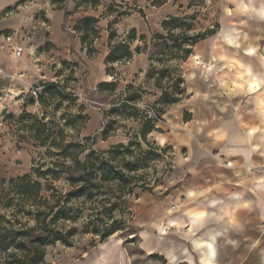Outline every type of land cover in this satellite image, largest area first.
<instances>
[{"label":"crops","instance_id":"0c3cea01","mask_svg":"<svg viewBox=\"0 0 264 264\" xmlns=\"http://www.w3.org/2000/svg\"><path fill=\"white\" fill-rule=\"evenodd\" d=\"M21 1L0 0V95L6 102L1 109L12 115L23 111L22 97L30 92L33 83L35 86L53 82L62 86L61 77L52 74L49 64L53 54L64 55L72 49V34L78 41L79 53L86 56L78 35L72 27H65L71 16L65 21L64 10L75 14V10L69 11L71 6L75 7L71 0L62 10L52 9L50 0H25L19 4ZM143 1L148 0H124V3L139 7ZM242 1L218 0V6H238ZM109 3L110 0H104L96 11L76 12L77 20L84 16L98 18ZM187 5V0H165L157 6L155 22L169 16L191 15L204 7L188 9ZM254 7L253 15L263 20L258 12L264 5ZM130 16L131 13L125 18ZM109 21L108 18L99 20L100 37L94 43L96 49L97 42L103 38L106 53L98 55L96 49L93 58L86 56L98 84L105 82L108 75L102 68L108 52ZM221 21L220 26L216 25L215 34L199 42L205 43L208 60L215 61L216 53L219 54L214 48L218 36L224 45L229 44L228 39L238 37L239 17L224 15ZM136 23L141 33L149 31L148 21L136 20ZM102 24H105L104 31ZM18 49L21 53L16 56ZM243 53L244 57L249 56L245 50ZM97 55L101 68L92 65L97 64ZM200 56L204 53L198 50L195 57L202 61ZM146 64L147 57L140 54L114 67L128 79L143 71ZM199 72L190 73L184 101L165 108L155 130L148 135L156 146H168L173 151V167L162 181L163 191L137 193L130 203L134 214L128 232L114 233L61 264H201L205 254L212 264H264V86L247 92L245 106L249 104L248 108L236 106L245 98L239 97L240 101H227L232 106L223 112L221 98L215 96V83L209 78L211 73L204 76ZM116 75L108 76L116 83ZM151 95L142 96V102L159 100V92ZM38 106L36 94L34 113ZM25 109L30 110L28 106ZM110 139L111 144H125L118 133ZM213 238L215 243L210 250L197 247L209 244Z\"/></svg>","mask_w":264,"mask_h":264},{"label":"rangeland","instance_id":"374dc122","mask_svg":"<svg viewBox=\"0 0 264 264\" xmlns=\"http://www.w3.org/2000/svg\"><path fill=\"white\" fill-rule=\"evenodd\" d=\"M161 2L162 0L143 1L139 3V7L134 3L130 4L128 6L130 9L126 11L130 12L131 16L121 19L115 25V29L119 35L127 34L131 29H135L137 39L133 45V49L136 46L142 45L139 40L142 34L147 37L146 43L149 53L144 54L147 57V64L143 71L133 75L131 78L124 79V75H121L116 70V67H114L113 75L117 74L115 76L117 81L114 89H98L96 76L90 68L91 64L89 65V61L84 53H79L78 41L72 32L65 30L66 33L71 32L70 34H72V49H69L64 55L62 53L53 54L49 64V70L55 76L61 77L60 81L64 87V91L72 96V100L55 98L50 101H45L42 105L38 103V111L34 113V103L31 104L32 101L34 102V87L37 94L41 90L39 86L41 83L35 86L33 83L30 92L24 94L22 97L21 105L27 114L38 119L44 116L45 123H53L56 127L63 129L67 140H82L85 137H96L93 142L89 141L87 145L104 153L113 147H128V154L116 157V163L120 167H123L124 163H129L130 167H135V170L129 173V177H131L130 181L132 182V185L129 186L131 188L130 192H128V189L123 190L113 183H101L97 196L93 197L91 201L86 199L74 200L72 198H63V202H65V218L58 219L53 224H50V227L46 231L47 234H51L52 237H56L58 240L54 242L48 240L47 244H45L43 247L44 258L41 264H61L64 261H68L69 258L78 257L88 248L98 244L101 237L109 231L116 230V233L128 232L134 214L130 209V203L135 200L136 194L145 191L158 194L163 191L165 184L162 181L171 172L173 167V151L168 146L161 148L156 146L148 136L146 142H143L139 135L146 118L154 119L156 110L162 109L164 107V101H166L164 99L160 101L159 97L158 101L146 104L141 100L142 96L146 97V94L151 95L154 92H159L161 96V91L155 86L156 80L158 79L157 72H160L165 66L176 69L177 74L174 77H182L183 84L181 88L186 90L190 73L195 74L196 71H200V74L206 76L204 67L210 64L216 65L218 71L214 70V73H211L209 78L215 83L217 90L215 96L221 98V106L224 107L223 112H226V108L232 106L227 101H240L241 99L239 97L245 98L242 104L238 103L236 106L242 109L248 108L249 104L245 106V101L249 96L245 91L226 92L216 83L218 78L224 80L233 79L238 70V66L241 70L247 69L252 76L264 77V18L261 20L251 12V9L255 8L254 6L264 5V0L242 1L245 5H250V8L246 11H239L238 6L235 5H228L225 8H221L218 6V0H207V4L202 9H199V14L194 22V32L196 33L203 32L206 29H215L216 25L220 26L221 19L224 15L228 17H239L240 22L237 24L239 31L236 35L238 37L234 39L237 38L238 45L240 41L243 42L241 46H238L241 47L240 50L237 46V49H235L229 44L224 45L223 40L218 36L214 41V48L219 52V54L216 53L215 55V61L206 58L205 53L207 47H205V43H199L192 48L191 54L185 62H166L164 60V62L159 63L156 61L153 62L154 68H150L149 56L154 52L152 45L157 43L156 40L151 41V33L157 32L164 34L160 28V23L164 19L155 22L157 6ZM73 10L71 6L69 11L73 12ZM138 10L143 11L144 18L140 16ZM180 13L183 14L184 10L182 9ZM71 14L65 26L66 28L73 27L79 17L76 12L75 14ZM188 14H191V12ZM115 17V15L110 16L108 20L113 21ZM136 20L148 21L149 31L145 33L138 31ZM102 25V30L104 31L105 24ZM103 31L101 37H103L102 34H105ZM96 49L99 50L98 55L106 53L103 38L97 42ZM198 50L204 53L203 57L200 56L202 61L195 57ZM244 50L245 54L249 56H243ZM98 55L95 57V63L97 64L92 65L101 68ZM62 56L65 58H62ZM102 69L107 74L105 72V66ZM149 71L153 72L152 78H149ZM106 77L105 82L103 81L102 83L113 82L110 76L106 75ZM121 80L124 83H121ZM128 86L133 87V89L142 88L145 94L135 93L138 99L129 103V109H119L112 115L106 114V117H104V113L109 110L112 103H120L128 93L133 92V89L126 90ZM160 86L163 89L166 88L172 91L170 82L167 79L161 80ZM261 88L262 86L256 90L258 91ZM184 99L185 95L181 101H184ZM5 103L2 101V96H0V109ZM27 106L30 109L28 111L25 109ZM3 109L0 110V182L28 174L31 170L32 159L44 152L43 148L28 141V134L25 133L26 129H22L20 123L10 119L11 116L17 118L23 111L18 115H12L8 111L2 114ZM79 113L88 118L84 126L85 129L82 128V120H77L75 126L72 127L63 126V122L60 120L62 116L68 119V116L78 115ZM110 119L116 122L112 127L110 137H114L118 133L119 138L124 140V145L111 144L110 141L112 140L110 137L109 139L102 140L100 132L103 128V123L105 124ZM86 126L89 129H86ZM150 154L153 155L152 158H150ZM262 181L264 184V169ZM134 184L137 186L133 187ZM54 185L62 193L69 190L62 179L56 181ZM262 228L264 230V227Z\"/></svg>","mask_w":264,"mask_h":264},{"label":"trees","instance_id":"16d2710c","mask_svg":"<svg viewBox=\"0 0 264 264\" xmlns=\"http://www.w3.org/2000/svg\"><path fill=\"white\" fill-rule=\"evenodd\" d=\"M69 0H50L52 9L62 10ZM75 7V12L87 10L96 11L104 0H71ZM165 0H162V4ZM187 8L202 7L206 0H187ZM25 0L19 4H23ZM153 3V2H152ZM159 4V5H160ZM153 5V4H152ZM155 6V5H153ZM130 9L124 0L117 3L110 0L105 6L104 11L98 18L84 16L78 19L72 31H74L80 40L82 50H85L88 58H93L97 51L94 43L100 37L98 22L101 19H107L115 15L113 21L107 24V55L104 60L105 71L113 76L114 66L123 65L130 62L134 56L149 53L147 37H139L141 46L133 45L137 39L134 29L127 34L119 35L115 25L123 18L130 15L126 10ZM141 17H145L142 10H138ZM199 12L184 16H169L160 23V28L164 34L157 32L151 33V41L157 43L152 45V52L149 56V66L154 68L153 62H185L191 54L192 48L208 36L215 34L216 29H206L203 32H194V22ZM72 14L64 10V19ZM65 24V22H64ZM65 26V25H64ZM153 72L149 71V78H152ZM156 88L161 91L160 101H164V107L156 110L154 119L146 118L139 132L140 139L146 142L147 136L155 130V124L164 113L165 108L171 104L178 103L185 95V90L181 88L183 79L176 76L177 70L165 66L160 72L156 73ZM167 79L170 82L172 91L162 88L160 81ZM115 82L99 83L98 89H114ZM41 90L37 93V102L43 104L55 98L72 100L71 95L64 91V87L59 83L40 84ZM133 87L128 86L127 91ZM145 94L142 88L133 89L118 104L112 103L109 110L104 113V117L112 115L119 109H129V103L138 99L135 93ZM34 102L32 101L31 104ZM10 119L17 121L26 129L27 139L44 149V152L38 157L32 159L31 170L28 174L0 182V264H41L44 258L43 247L48 240L54 242L58 240L47 234L46 231L58 219H64L65 202L63 198H72L74 200L86 199L92 200L97 196L98 189L103 184H115L116 186L128 189L130 192L132 185L129 173L135 170L129 163H124L120 167L116 163V157L127 155L128 147L117 146L107 152H101L87 145L89 141H94L96 137H85L82 140H67L63 129L56 127L53 123H45V117L39 119L27 114L24 110L17 118L13 116ZM65 127L75 126L77 120L83 121L86 125L88 118L81 115H70L68 119L63 116L60 118ZM116 124L110 119L100 132L102 140L111 136L112 127ZM24 136V135H22ZM86 143V144H85ZM153 155L150 154V158ZM63 180L69 190L62 193L54 185L56 181ZM137 185L134 184L133 187ZM16 208V209H15ZM15 209V210H14ZM38 227V228H37ZM116 233V230L109 231L100 242Z\"/></svg>","mask_w":264,"mask_h":264},{"label":"clouds","instance_id":"9594fccd","mask_svg":"<svg viewBox=\"0 0 264 264\" xmlns=\"http://www.w3.org/2000/svg\"><path fill=\"white\" fill-rule=\"evenodd\" d=\"M249 8H250V5H245L243 2H241L238 5L239 11H246ZM258 15H260L261 17H264V9H261L258 12ZM226 42L231 45L237 46V47L239 46L237 44L236 39H228ZM214 70L218 71V69H216V65L214 64L204 67L205 75H207L208 73H214ZM216 83H218L221 89H224L228 93L240 92V91L249 92V91H255L257 88L264 86V77L252 76L247 69L241 70L239 69V66H238V70L235 73L233 79L224 80V79L218 78L216 80ZM214 243H215V238H213L209 244L197 245V247L198 248L202 247V248L210 250L212 245H214ZM201 264H212V260L207 254H205L204 256H202Z\"/></svg>","mask_w":264,"mask_h":264},{"label":"built area","instance_id":"2783aa9c","mask_svg":"<svg viewBox=\"0 0 264 264\" xmlns=\"http://www.w3.org/2000/svg\"><path fill=\"white\" fill-rule=\"evenodd\" d=\"M20 53H21V51H20L19 49L15 51V55H16V56H19V55H20ZM34 95H36V92H35V90H34ZM0 96H1V95H0Z\"/></svg>","mask_w":264,"mask_h":264},{"label":"water","instance_id":"95a60500","mask_svg":"<svg viewBox=\"0 0 264 264\" xmlns=\"http://www.w3.org/2000/svg\"><path fill=\"white\" fill-rule=\"evenodd\" d=\"M6 113V110L5 109H3V111H2V114H5Z\"/></svg>","mask_w":264,"mask_h":264}]
</instances>
